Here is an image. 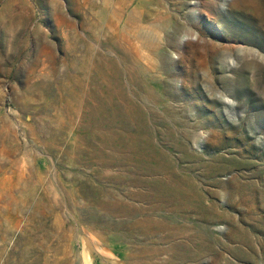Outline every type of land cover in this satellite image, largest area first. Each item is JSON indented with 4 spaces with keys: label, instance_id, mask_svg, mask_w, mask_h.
Segmentation results:
<instances>
[{
    "label": "rangeland",
    "instance_id": "1",
    "mask_svg": "<svg viewBox=\"0 0 264 264\" xmlns=\"http://www.w3.org/2000/svg\"><path fill=\"white\" fill-rule=\"evenodd\" d=\"M7 228L65 264H264V0H0Z\"/></svg>",
    "mask_w": 264,
    "mask_h": 264
},
{
    "label": "bare ground",
    "instance_id": "2",
    "mask_svg": "<svg viewBox=\"0 0 264 264\" xmlns=\"http://www.w3.org/2000/svg\"><path fill=\"white\" fill-rule=\"evenodd\" d=\"M210 4L211 3H209L208 5ZM196 8H199V6L197 5ZM200 11L203 12L202 9H200ZM13 227L18 228L19 222L14 221ZM12 236L13 235H11V232L8 228L4 229V233L1 236V241L4 245L0 247V255H1L2 264H65L66 262V258L64 257V253L66 250L65 247H61V245H56L55 248L52 247L53 250L51 251H53V254L48 253L47 251H49V247L46 248L44 247V245H42L41 248L39 249L36 247V245L33 242V240L35 239L33 238L25 239L28 236L25 237L24 235L17 239V243L16 244L14 243L15 245L13 246V248H10L11 243H9L8 240L11 239ZM22 239H24V241H22ZM24 244H25V247L23 246ZM102 251L110 255L109 250L102 249ZM83 264H93L92 259L88 258V256H85L84 254Z\"/></svg>",
    "mask_w": 264,
    "mask_h": 264
}]
</instances>
